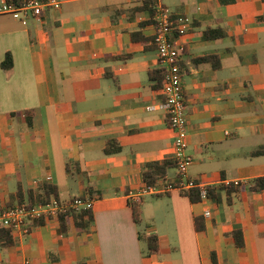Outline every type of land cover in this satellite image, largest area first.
Masks as SVG:
<instances>
[{"label": "crops", "instance_id": "1", "mask_svg": "<svg viewBox=\"0 0 264 264\" xmlns=\"http://www.w3.org/2000/svg\"><path fill=\"white\" fill-rule=\"evenodd\" d=\"M58 1L26 23L0 15V207L19 190L30 203L29 191L48 183L59 200L93 199L94 224L81 233L70 216L67 233L59 219L27 235L11 230L0 264H213L214 252L219 264H264V192H223L220 203L180 190L140 194L146 164L175 157L166 114L147 109L163 99L150 77L165 68L154 41L158 1ZM161 1L172 39L186 48L188 173L210 188L248 185L264 176V155H250L264 146V0ZM208 29L225 36L207 39ZM110 140L120 152L105 153ZM177 179L174 166L157 185ZM141 231L159 236L160 254L148 253Z\"/></svg>", "mask_w": 264, "mask_h": 264}, {"label": "built area", "instance_id": "2", "mask_svg": "<svg viewBox=\"0 0 264 264\" xmlns=\"http://www.w3.org/2000/svg\"><path fill=\"white\" fill-rule=\"evenodd\" d=\"M156 5V34L155 43L159 62L165 65V76L162 82L161 93L163 99L157 104L147 106L148 110L160 109L166 114L167 123L175 133L174 163L178 170V179L175 183L165 186H146L140 192L143 194H160L171 190L187 192L198 189L201 200L209 199L210 184L190 177L189 167L194 163V157L188 149V118L187 99L183 83V72L180 60L186 48L183 44H176L172 39L175 30L171 10L161 0ZM59 8L58 0H0V15L12 17L27 22L29 17H39L48 8ZM181 31L187 28L189 21H182ZM227 185L232 183L228 182ZM239 182H235L238 185ZM83 207L92 208L93 199L74 197L70 200L53 199L45 203H15L0 207V227H6L16 234L27 235L36 221L59 219L61 215L72 211H80ZM206 217L211 216V211H205Z\"/></svg>", "mask_w": 264, "mask_h": 264}, {"label": "trees", "instance_id": "3", "mask_svg": "<svg viewBox=\"0 0 264 264\" xmlns=\"http://www.w3.org/2000/svg\"><path fill=\"white\" fill-rule=\"evenodd\" d=\"M15 1L20 2L21 0H15ZM41 1H45V0H41ZM224 36H225V32L222 29H208L205 31V37L207 39L222 38ZM8 57H9V62L5 61L3 63V67L5 69H8L12 64L11 55L9 54ZM209 59L210 58H200L197 59L196 61H206ZM165 70H166L165 68H157L150 71V77L153 81L156 82L155 87L158 89H161L162 87V82L165 76ZM120 151H121V147L114 140H110L105 149L106 154H113ZM250 155L251 156L264 155V146L257 147L250 153ZM174 166H175L174 160H165L161 162L154 161L146 164L142 174L146 186H155L161 180L166 179L168 170ZM243 188H247L249 191H253V192H264V176L251 179L248 185H242L238 187H233L231 185L230 186L220 185L210 188L209 197L214 199L217 203H220L222 201L223 192H226L228 195H231L233 192H241ZM185 194H187L193 202L201 201L200 192L198 189L187 191L185 192ZM53 199L59 200L58 187L48 183L42 184L40 190L37 191L31 190L28 193V200L32 204L50 202ZM25 201L26 198L23 195V191L19 190L17 194L12 196V200L9 203V205H13L17 202L23 203ZM132 208H133L134 220L139 226H141L143 224L142 208L137 203H133ZM70 216L74 218L75 225L78 228L79 232L81 233L89 232L92 225L94 224V213L92 208L83 207L82 209H80V211H72L70 213L60 216L59 220L61 222L63 233H67L68 222H69L68 218ZM200 221H201L200 219L196 220V229L198 231H202L204 228L202 225H200ZM44 222L45 220H39L36 221L35 224L36 225L44 224ZM232 235L235 238L237 246L239 248H243L245 246L243 232L240 229L235 230L233 231ZM0 238L2 245L4 247H11L15 244L12 231L9 228L0 227ZM140 239L147 243L149 254H153V255L160 254V245H159L160 238L157 234H146L145 231H141ZM212 261L213 264H219L215 252L212 253Z\"/></svg>", "mask_w": 264, "mask_h": 264}]
</instances>
